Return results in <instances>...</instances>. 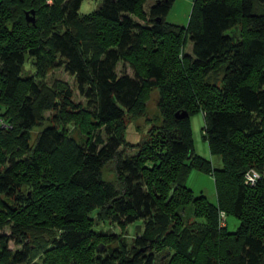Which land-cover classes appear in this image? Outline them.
Here are the masks:
<instances>
[{
    "label": "trees",
    "instance_id": "obj_1",
    "mask_svg": "<svg viewBox=\"0 0 264 264\" xmlns=\"http://www.w3.org/2000/svg\"><path fill=\"white\" fill-rule=\"evenodd\" d=\"M83 1L0 0V264H264V0H193L186 27L165 20L176 0L147 11L148 0H101L81 14ZM57 68L85 105L41 81ZM154 90L160 124L130 145L125 117L145 116ZM197 112L220 168L188 144ZM192 168L213 178L215 205L185 186ZM187 207L200 221L185 224ZM94 213L140 223L134 241L96 234Z\"/></svg>",
    "mask_w": 264,
    "mask_h": 264
},
{
    "label": "rangeland",
    "instance_id": "obj_2",
    "mask_svg": "<svg viewBox=\"0 0 264 264\" xmlns=\"http://www.w3.org/2000/svg\"><path fill=\"white\" fill-rule=\"evenodd\" d=\"M192 1L193 0H176L170 11L168 12L165 20L167 23L183 26L186 27L188 24V21L191 16L192 12ZM101 2V0H84L81 4L79 12L81 14H88L92 11H94L98 4ZM153 3V0H148L147 3L144 6V10L147 11L148 7ZM185 52L187 54H192V44L188 43ZM25 68L29 73H36L35 69L31 67V61L27 59ZM124 69V67L120 64L118 66L117 72L120 74V72ZM126 72L129 75H132V71L127 69ZM44 78H41V81L44 82L48 87L56 86L57 89L63 90L64 88L68 87L71 89L72 92V101L74 103H81L82 105H85L84 100L79 95L77 91V85L75 83L74 78L67 74L62 68L57 69H48L47 73ZM217 82L219 81L216 80ZM219 84V82H218ZM145 116H142L137 119L125 117V141L130 145H138L142 143V141L147 137L149 134L150 129L154 125L160 124V113L158 109V93L156 90L151 91V93L148 96V100L146 101L145 105ZM50 113H46L45 117L47 119L50 118ZM49 123H44L43 126L35 127L30 132V143H32L39 131H41L44 127L48 126ZM205 125L204 117L201 112L193 113L188 118V126H189V146L191 150L193 151V155L202 158L205 160H211L214 168H220L221 167V161L216 156H211L210 150L208 147V144L205 140H203V127ZM69 136H71L72 139H74L76 142H80L83 137L77 129H75L73 126H70L68 128ZM127 151H130V149H127ZM4 169L3 166H0V172H2ZM111 168L108 166L105 169L104 177L106 179H113V174L110 173ZM185 186L192 192L193 196L198 197L200 195L204 196L206 200L210 204H216V189H215V183L213 178L197 169L192 168L190 172L188 173ZM180 215L182 220L185 222V224L191 225L196 221H200L199 219H196L193 215L192 208H184L180 211ZM93 217V230L96 234H102L107 235L109 237L119 238V239H125L128 243L134 241L135 236H137V225H141L140 223L133 224L130 226H127L126 228L122 229L118 226H115L109 222H103L99 221L95 217V213L92 215ZM224 225H226V229L229 233H233L236 231L237 227L239 226V220L234 217L232 214H228L225 217ZM221 225V224H220ZM117 242L111 244L110 246H117ZM9 248L11 251H15L19 249L14 244L10 243ZM38 264L44 263V258H40V256L37 259ZM164 263V260H163Z\"/></svg>",
    "mask_w": 264,
    "mask_h": 264
},
{
    "label": "built area",
    "instance_id": "obj_3",
    "mask_svg": "<svg viewBox=\"0 0 264 264\" xmlns=\"http://www.w3.org/2000/svg\"><path fill=\"white\" fill-rule=\"evenodd\" d=\"M258 178L259 175L254 170H249L245 176V184L252 186ZM224 221V215L221 214V226H224Z\"/></svg>",
    "mask_w": 264,
    "mask_h": 264
},
{
    "label": "water",
    "instance_id": "obj_4",
    "mask_svg": "<svg viewBox=\"0 0 264 264\" xmlns=\"http://www.w3.org/2000/svg\"><path fill=\"white\" fill-rule=\"evenodd\" d=\"M33 21V20H32ZM175 116L178 118V119H183V118H186L187 117V113H177L175 114Z\"/></svg>",
    "mask_w": 264,
    "mask_h": 264
}]
</instances>
